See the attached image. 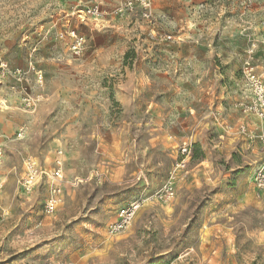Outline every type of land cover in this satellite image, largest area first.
Returning <instances> with one entry per match:
<instances>
[{"label": "rangeland", "instance_id": "rangeland-1", "mask_svg": "<svg viewBox=\"0 0 264 264\" xmlns=\"http://www.w3.org/2000/svg\"><path fill=\"white\" fill-rule=\"evenodd\" d=\"M121 2L0 0V264H264V119L247 73L264 85V0H153L168 40L138 6L75 13ZM71 29L85 36L81 56ZM183 140L191 171L175 197L149 198L111 234L122 205L163 185ZM28 158L42 170L61 161L52 215L51 182L24 186Z\"/></svg>", "mask_w": 264, "mask_h": 264}, {"label": "built area", "instance_id": "built-area-1", "mask_svg": "<svg viewBox=\"0 0 264 264\" xmlns=\"http://www.w3.org/2000/svg\"><path fill=\"white\" fill-rule=\"evenodd\" d=\"M137 6L140 8L142 18L152 23V32L154 35L161 34L160 40L172 39L171 35L163 34L159 31L161 26L156 22L153 11V0H122V2L111 12L103 8L100 4L95 3L84 8H80L75 13L78 19L81 22H84L89 17L96 19L104 18L107 15H111L112 17H122L126 13L135 10ZM68 35L70 36L71 51L74 55L81 56L84 53L85 36L78 33V31L75 29H71L68 32ZM61 36H64V32H61ZM247 73L256 91V103L254 110L256 115L264 119V85L262 84L260 77L255 74L252 69L247 70ZM251 110L252 108L250 107H246L244 109L245 112H250ZM217 119L224 126L226 131L231 132L234 129V126L222 118V116H217ZM235 128L236 132L243 134L246 137L252 138L254 136L253 132L250 131L248 124L245 122L237 124ZM258 137L261 140L264 152V128L259 133ZM176 149L179 158L173 164V168L171 169V172L163 185L155 193L148 195L149 197L140 196L122 205L118 210L116 219L110 223L108 227V231L111 234H118L125 230L133 221L136 213L149 198L168 201L175 197L177 192L178 177L180 172H185L187 169L188 160L190 159L192 152V143H190L188 140H183L177 145ZM44 176L49 180V182H51V186L49 188V194L44 201L43 211L46 215H52L58 209L59 205L64 199L62 183L65 182V178L61 168V161L57 160L55 168L51 170H42L36 160L28 158L25 163V175L23 178L25 188L31 192ZM254 184L257 190H264V160L255 172ZM2 186L3 184L0 182V189Z\"/></svg>", "mask_w": 264, "mask_h": 264}, {"label": "crops", "instance_id": "crops-1", "mask_svg": "<svg viewBox=\"0 0 264 264\" xmlns=\"http://www.w3.org/2000/svg\"><path fill=\"white\" fill-rule=\"evenodd\" d=\"M182 142V141H181ZM181 142H179V143H176L175 144V146L177 147V145L178 144H180ZM176 154L178 155V152L176 151ZM190 162V159L188 160V164H187V169L185 170V172H180V175H179V179H183V178H186L188 175H189V173H190V171H191V169H190V167H189V163Z\"/></svg>", "mask_w": 264, "mask_h": 264}, {"label": "bare ground", "instance_id": "bare-ground-1", "mask_svg": "<svg viewBox=\"0 0 264 264\" xmlns=\"http://www.w3.org/2000/svg\"><path fill=\"white\" fill-rule=\"evenodd\" d=\"M81 180V179H80Z\"/></svg>", "mask_w": 264, "mask_h": 264}]
</instances>
